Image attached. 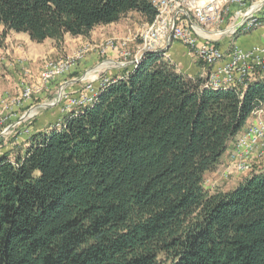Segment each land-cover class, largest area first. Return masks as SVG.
I'll return each mask as SVG.
<instances>
[{
  "label": "trees",
  "instance_id": "obj_1",
  "mask_svg": "<svg viewBox=\"0 0 264 264\" xmlns=\"http://www.w3.org/2000/svg\"><path fill=\"white\" fill-rule=\"evenodd\" d=\"M132 13L153 24L158 9L153 0H0V39L59 45ZM164 56L146 54L113 77L15 161L0 156V264H264V171L233 190L205 187L264 111V72L212 88Z\"/></svg>",
  "mask_w": 264,
  "mask_h": 264
},
{
  "label": "rangeland",
  "instance_id": "obj_2",
  "mask_svg": "<svg viewBox=\"0 0 264 264\" xmlns=\"http://www.w3.org/2000/svg\"><path fill=\"white\" fill-rule=\"evenodd\" d=\"M234 9L235 8L232 7V10ZM228 18L227 15L222 25L223 30L235 26V29L232 28V30H228L226 32L227 34H225V37L229 39L234 38L236 33L241 30L249 31L254 29L247 28L246 24H242V15L239 17L230 16V19ZM118 24L119 25L115 24L98 28L97 35L104 34L102 37L99 36L100 39L98 38V42L86 44L83 41L81 44L77 43L78 46H76L77 48L75 49L65 46L68 52H65V50L63 52L51 51L50 47L43 45L39 53L34 51L35 54L29 56L27 52L28 49H26V42L12 39L21 49V52L18 53L20 61L13 62L12 68L20 74L22 79L19 81L20 83H17V80L11 79L3 86V80H0V113L2 120V122H0V156L8 153L10 155V160L15 161L17 154L23 153L34 135L39 132H47L51 129L60 128L64 123L66 115L77 105L87 107L92 104L97 94H99V91L112 81L113 75L115 74V70L113 69H118L117 71H122L123 73L126 68H136L141 62L139 60H142L146 54L160 53L164 56L165 52L172 45L162 47V51H148L151 44L150 33L152 32L150 31V26H148V24L145 25L143 19L136 13L125 16ZM259 25L260 23L257 26ZM215 26H219V20L212 24V27ZM257 26H255V28H257ZM183 44L188 47L190 52H193L194 55L198 57V48H196V46L193 47L186 44L184 41ZM229 45L230 46L227 47L228 49L232 47L231 42ZM220 46L221 45L218 47L220 48ZM236 47L238 46L234 45V48L232 50L230 49L231 54L228 61H224L227 53H224L222 50L224 55H222L223 60L214 61V66L222 61L224 63L223 65H227L231 62ZM113 49L121 52V57H123L122 61H117L116 59L114 63L108 61V59H112L109 52ZM86 58L90 60H86ZM136 59H138L137 62L134 61ZM67 61L71 62L68 65L72 66L70 71L67 70L64 73L53 75L52 78L47 81V85L41 86L45 79L43 77L44 73L56 72V67H59L61 63L63 64ZM82 77H84V79L80 81ZM68 80L77 81L65 88L61 100L57 102L60 86L68 82ZM209 82L211 83V81L207 83ZM230 82L234 83V81ZM21 83L24 85L22 86ZM35 86H39L40 89L29 96H23L25 88ZM208 86L214 88L212 84ZM19 87L20 92L15 91L19 89ZM45 105L51 106L45 107ZM258 111L259 110L255 111V113ZM255 117L256 120L257 115ZM254 123L255 122L246 127V133L250 134L249 136H253L256 133L252 132ZM249 127H251V129ZM6 129H8V131H6ZM244 136L245 135L242 137L245 138ZM242 137L237 145L243 143ZM237 147L238 146H235L234 149L230 151V154L229 151H227L222 158L226 159L228 154L230 159L234 157L237 153ZM261 155H253L249 166H241L240 171L237 170L239 172H236V169H234V171H232L233 174L231 173L227 177L224 170L229 166V159L228 166L226 165L217 176L209 177L208 181L205 182L206 189L214 191L221 182L229 183L230 186L226 190L235 189L243 178L248 177L252 172H258L259 170L264 171V152H262Z\"/></svg>",
  "mask_w": 264,
  "mask_h": 264
},
{
  "label": "built area",
  "instance_id": "obj_3",
  "mask_svg": "<svg viewBox=\"0 0 264 264\" xmlns=\"http://www.w3.org/2000/svg\"><path fill=\"white\" fill-rule=\"evenodd\" d=\"M261 1L262 0L171 1L172 10L168 14H164L162 29L158 33H150L151 44L148 51L168 47L175 41H180L182 43L183 41H190L191 44L198 48V60L203 61L205 66L214 68V57L221 56L223 51L218 47L216 41L211 40V36H209L210 30L213 28L212 20H219V25L224 24L227 15L228 17H232V7H237L239 10L234 14V17L242 15V24H247V28H255V21L259 19L260 14L264 11V8H259ZM179 4H187V12H178ZM247 14H249V16L246 18ZM232 28L235 29V26ZM232 28L226 29V31L221 32V34L226 33L228 30H232ZM138 59L134 61L137 62ZM71 68V65L56 67L57 71H70ZM257 69H261L264 72V49L245 51L238 47V52L235 57H232L231 62L227 65H222L217 71L212 70L208 74L207 82H235L237 77L239 80L245 81L252 77ZM44 78L41 86L48 84L47 81L49 79H47V77ZM39 89V86L25 88L23 96L31 95ZM256 115L257 119L254 121L255 123L253 125L256 126V133L249 138H243V143L238 145L236 155L230 159L229 166L227 165L228 167L224 170L227 177L234 169H236V172H239L241 166H249L253 155H261V153L264 152V112L259 110ZM0 122H2L1 113ZM6 131H8V129H6Z\"/></svg>",
  "mask_w": 264,
  "mask_h": 264
},
{
  "label": "crops",
  "instance_id": "obj_4",
  "mask_svg": "<svg viewBox=\"0 0 264 264\" xmlns=\"http://www.w3.org/2000/svg\"><path fill=\"white\" fill-rule=\"evenodd\" d=\"M234 8L235 9L232 10V16H234V14L239 10V8L237 7H234ZM263 15H264V11L260 14L259 17H262ZM228 19H230V16ZM115 24L119 25L118 23H114V24L107 25V26H99L95 28L88 37L73 38L67 35L65 38V41L59 45H57L52 40H46L42 44H37L31 41L30 38L25 34H17L13 32H8L5 35V37H2L0 39V80L1 79L3 80L2 86L5 85L6 82L10 81L11 79L17 80V83L21 81L22 79L20 74L14 71V69L12 68L13 62L20 61V56L18 55V53L21 52V49L17 46L16 43L12 41V39L25 41L27 44L26 49H28L27 52L29 53V56H33L35 54L34 51L39 53L43 45L50 47L51 51L63 52L65 50V52H68L65 46L68 48L71 47L75 49L77 48L76 46H78V44H81L83 41L86 44H89L91 42H98V38L100 39L99 36L102 37L104 35V34L97 35L98 28L108 27V26H112ZM145 25H147V23H145ZM222 25L223 24L219 25L218 27L216 26L213 27L209 32L210 34L208 32L207 33L209 34V36H211V40H214L217 42L218 45H221L220 46L221 50H223L224 53H227L224 61H228L229 56L231 54L229 52L230 49L227 48L230 46L229 45L230 42L232 45H236L245 51H251L253 49H264V23L260 24L257 28L249 30L248 32H245V31L239 32V35L237 36L236 39L234 38L229 39L225 37L226 33L221 34V32L226 31V30H223ZM2 31L3 29L0 28V34H2ZM109 53L111 54L112 59H108V61L112 63L116 62L115 59L117 61H122L123 57H121L120 51L113 49ZM165 57L169 59L171 62H173L182 74L190 78H193V79L201 78V79L208 80V74H209L208 69L209 68H207L205 65H202L201 62L196 57V55H194L193 52H190L188 47L185 46L182 42L180 41L173 42V44L165 52ZM87 59L90 60L89 58H86V60ZM223 64H224L223 61L219 62L215 65L214 68H211V69L213 71H217L220 67H222ZM113 70H115V74L113 75L114 77L122 75V71H117L118 69H113ZM229 82L230 81H225V83H223V81H221L220 86H225V87L233 86V83L232 82L229 83ZM21 85L23 86L24 84L21 83ZM15 91L20 92V87L19 89ZM0 105H1V102H0ZM255 116L256 114H253L249 118L247 126H249L251 123L255 121V118H256ZM263 118H264V115H263ZM229 154L226 157V159L222 158L221 164L218 167L217 171L215 173H211L209 177L217 176L225 168V166L228 164L229 159H230ZM229 186H230L229 183L221 182L218 185V188L216 189L220 191H228L226 189H228Z\"/></svg>",
  "mask_w": 264,
  "mask_h": 264
},
{
  "label": "bare ground",
  "instance_id": "obj_5",
  "mask_svg": "<svg viewBox=\"0 0 264 264\" xmlns=\"http://www.w3.org/2000/svg\"><path fill=\"white\" fill-rule=\"evenodd\" d=\"M171 1H179V0H153V3L155 5V7L158 9V15H157V18L155 20V22L153 24H148V26H150V31L152 33H158L161 29H162V26H163V18H164V14H168L171 10H172V2ZM258 7V6H257ZM178 12H187V4H179L178 5ZM217 21V20H212V24ZM259 24L258 22V19L257 21H255V26H257ZM246 27H247V24H246ZM258 27V26H257ZM240 30V29H239ZM151 39V38H150ZM186 44H189L193 47H195L193 44H191L190 41H184ZM152 51H162L161 49H156V50H152ZM238 52V47H236L234 49V54H233V57H235V55L237 54ZM223 55V54H222ZM222 55L221 56H217V57H214V61L217 62V61H221L223 60L222 59ZM224 56V55H223ZM141 61V59L139 60ZM138 61V63H139ZM69 63L71 62H65V63H61L60 66H68ZM216 65V64H215ZM54 66V65H53ZM48 69V68H47ZM67 70H58L57 72H55V74H60V73H64L66 72ZM54 72H50V73H44L43 74V77H47V79H51L53 75H55ZM220 82L221 81H211L210 84H212L214 87H221L220 86ZM223 83H225V81H223ZM227 86V85H226ZM26 96H29V95H26ZM256 114V113H255ZM263 127H264V123H263ZM251 129V127H249ZM249 132V131H248ZM252 132H256V126L253 127L252 129ZM252 134V133H251ZM245 138H249L250 134H247L245 133L244 134ZM252 136V135H251ZM243 138V137H242ZM243 142V141H242ZM238 146V145H237ZM234 156V155H233ZM262 156V155H261Z\"/></svg>",
  "mask_w": 264,
  "mask_h": 264
},
{
  "label": "water",
  "instance_id": "obj_6",
  "mask_svg": "<svg viewBox=\"0 0 264 264\" xmlns=\"http://www.w3.org/2000/svg\"><path fill=\"white\" fill-rule=\"evenodd\" d=\"M259 8H264V0H262V1L260 2V4H259ZM248 16H249V14L246 15V18H247ZM194 26H197V25L194 24ZM200 28H201V27H200ZM201 29H202V28H201ZM83 79H84V77L80 78V81H82ZM76 81H77V80H71V81H68V82H66V83H64V84H62V85L60 86V89H59V95H58V97H57V102H59V101L61 100L65 88H66L68 85H70L71 83H72V84H73V83H76ZM50 106H51V105H45V107H50Z\"/></svg>",
  "mask_w": 264,
  "mask_h": 264
}]
</instances>
